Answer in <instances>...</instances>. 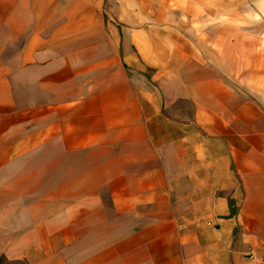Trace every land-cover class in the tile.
Instances as JSON below:
<instances>
[{
  "label": "crops",
  "instance_id": "0c3cea01",
  "mask_svg": "<svg viewBox=\"0 0 264 264\" xmlns=\"http://www.w3.org/2000/svg\"><path fill=\"white\" fill-rule=\"evenodd\" d=\"M258 9L0 0V254L264 264Z\"/></svg>",
  "mask_w": 264,
  "mask_h": 264
},
{
  "label": "rangeland",
  "instance_id": "374dc122",
  "mask_svg": "<svg viewBox=\"0 0 264 264\" xmlns=\"http://www.w3.org/2000/svg\"><path fill=\"white\" fill-rule=\"evenodd\" d=\"M244 3L248 9H250V12L257 11L258 8L260 9L261 14L264 15V0H244ZM259 10V9H258ZM259 12V11H258ZM255 14V13H254ZM255 16L258 18L259 16L255 14ZM11 264H24L20 261H15Z\"/></svg>",
  "mask_w": 264,
  "mask_h": 264
},
{
  "label": "trees",
  "instance_id": "16d2710c",
  "mask_svg": "<svg viewBox=\"0 0 264 264\" xmlns=\"http://www.w3.org/2000/svg\"><path fill=\"white\" fill-rule=\"evenodd\" d=\"M13 262H15V261L7 260L4 256H2L0 254V264H11ZM20 262H22V261H20ZM24 264H26V263H24Z\"/></svg>",
  "mask_w": 264,
  "mask_h": 264
}]
</instances>
